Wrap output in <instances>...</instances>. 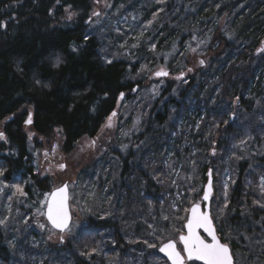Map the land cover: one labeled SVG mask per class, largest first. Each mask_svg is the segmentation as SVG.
Segmentation results:
<instances>
[{"label": "trees", "instance_id": "trees-1", "mask_svg": "<svg viewBox=\"0 0 264 264\" xmlns=\"http://www.w3.org/2000/svg\"><path fill=\"white\" fill-rule=\"evenodd\" d=\"M151 1L155 9L150 15L164 17L153 52L160 55L164 45L177 41L182 51L190 47L195 52L203 40L201 67L193 54L173 58L179 65L188 59L184 73L188 68L195 73L192 67L202 71L190 77L180 96L174 95V85L163 89L146 116L145 130L131 135L144 147L136 152L132 146L118 155L120 171L113 174L108 165L96 179L95 167L90 179L84 178L87 189L99 185V190L110 191L99 202L100 211L76 232L72 222L66 232L72 235L69 244L56 252L69 254L71 264H169L158 247L169 237L177 240V229L184 232L185 209L202 204L212 171L211 216L219 239L235 257H247L251 249L249 261L259 264L264 248V0ZM90 4L0 0V126L6 121L0 170L7 182L21 179L29 199L55 188L51 180L35 175L24 133L28 121L20 114L24 107L32 110L33 131L42 137L61 131L69 153L83 139L99 134L120 100L129 103L131 93L143 89L131 77L142 63L131 71L123 60L102 59L100 43L88 30ZM223 21L232 29L228 34L222 31ZM230 34L234 38L226 37ZM246 117L255 118L253 125ZM250 134L256 142L255 160L244 159L241 149ZM167 147L174 148L169 160L162 149ZM196 159H204L197 162V181L170 198L177 187L172 171L180 165L184 172ZM150 171L152 176L145 179ZM122 204L132 208V218L122 216ZM7 249L0 235V258L12 264Z\"/></svg>", "mask_w": 264, "mask_h": 264}, {"label": "rangeland", "instance_id": "rangeland-1", "mask_svg": "<svg viewBox=\"0 0 264 264\" xmlns=\"http://www.w3.org/2000/svg\"><path fill=\"white\" fill-rule=\"evenodd\" d=\"M90 5L91 15L87 23L88 30L93 36L97 37L100 43L102 59L105 62L123 60L130 65L131 71H133L135 64L142 63L141 69L137 70L135 74L133 72L131 77L143 89L132 92V101L129 103H124V99L120 100L116 115L105 123L99 134L93 139H83L69 153L64 151V136L61 131L53 130L50 136L42 137L33 131L31 125L26 124L24 127V133L30 142V153L34 159L36 177L39 180L45 178L51 180L55 189L65 184L70 188L73 232H76L78 226L87 221L88 217H92L100 211L99 202L110 191V189L99 190V185H92L91 188L87 189L88 184L84 178L93 174V170L97 167V170H94L97 179V176L100 175V169L108 165H112L111 173H117V171H120L118 155H125L132 146H134L133 149L136 152L144 147L145 144L142 141L137 143L136 140H131V135L136 134L138 136L145 130L147 125L146 116L154 102L161 95L163 96V89H166L168 85H174L176 91L174 95L180 96L184 92L188 80L191 79L190 77L202 71L199 70L200 68L195 69V67H192L193 70H196L195 73L189 68L184 73L181 69L188 59H184L182 65H179L174 64L173 58L176 55H180V57L187 55L185 56L187 58L193 54L201 67L203 65L201 57L204 55L205 49V42L200 40L197 51H191L190 47H185L182 51L177 46V41L173 45H164L161 48L162 54H155L152 50V42L158 37L159 30L157 29L163 23L164 17L150 15L149 12L155 9L151 0H91ZM67 17L66 20H72L70 15H67ZM224 24L225 21L221 23L222 31L225 32L224 34H228L231 27L225 28L226 25ZM142 31H144V34L141 36ZM226 37L234 38V35L230 34ZM162 55L163 58H161ZM161 59L163 60L161 61ZM161 72H166L168 75L161 77L163 74H157ZM177 90H180V93H177ZM20 114H25L26 120L29 121L32 110L29 107H24ZM234 118L235 115H232L231 121ZM254 119L252 117L251 119L249 117L243 118L244 121L246 120L252 125ZM5 124L6 121L0 126V133L3 132ZM198 127L199 125L195 128ZM253 137L250 134L247 142L241 145L244 159L255 160L257 158V155H255L256 142L252 140ZM2 142H5L4 137L0 138V148ZM147 143L146 151L148 152L150 142L147 141ZM188 145L186 142L182 146L187 147ZM162 149L166 152L165 158L169 160L174 148ZM143 151L147 153L145 149ZM197 162H204V159L190 160L191 165L184 172L180 165L172 171L173 179L177 180L175 181L177 187L173 195L169 193L170 198H178L180 194H183L186 187L190 184L193 186L197 181L199 172ZM61 165L66 167L61 168ZM84 170H86L85 172L89 171L87 176L83 175L85 174ZM148 173L145 179H150L151 174H153L151 171ZM227 179L226 177V182ZM20 180L7 182L4 173L0 170V235L4 240V245L8 248L10 257L13 258L12 264H71L69 254H58L56 251L62 247L65 248L69 244L72 235L70 232L65 234L56 233L48 225L45 216L41 215V212L45 211V200L50 193H46L41 198L34 196L29 199ZM123 204L122 216L132 218V208ZM40 225H44V227L41 228ZM255 230L258 231L257 226ZM61 236L63 242H61ZM176 241L178 248H182L178 239ZM246 241L247 246L249 244L248 238H246ZM247 251V257L243 254L237 255L238 257L233 256L234 263L253 264L249 261L250 254L252 255L251 249ZM263 253L264 248L260 253L259 264H264ZM3 261L0 258V264H4ZM190 264L199 263L193 262Z\"/></svg>", "mask_w": 264, "mask_h": 264}, {"label": "snow or ice", "instance_id": "snow-or-ice-1", "mask_svg": "<svg viewBox=\"0 0 264 264\" xmlns=\"http://www.w3.org/2000/svg\"><path fill=\"white\" fill-rule=\"evenodd\" d=\"M58 64L59 62H57V66ZM157 74L167 75L166 72ZM115 115L116 113L113 112L112 116ZM109 120H111V117H109ZM28 122H31V115H29ZM108 126L110 127L111 125L109 124ZM0 138H3L2 133H0ZM64 167L66 166L61 165V168ZM204 199H208L207 193ZM67 200V185H65L54 190L49 197H46L45 211L41 212V215L46 216L52 227L58 229L61 233L69 230L71 217ZM185 212L189 213L182 226L183 229H186V233L177 229V232H179L178 242L182 245V248L178 249L177 241L171 237L163 241L158 247V251L167 257L170 264H188L191 261H200L201 264H234L229 246L221 243L209 214L202 212L199 204H194L190 209H185ZM165 219L168 218L165 217ZM40 227L43 228L44 225H40ZM201 230L210 238V242L200 234ZM60 239L63 242L62 236ZM149 247L156 248L157 245L149 244Z\"/></svg>", "mask_w": 264, "mask_h": 264}, {"label": "water", "instance_id": "water-1", "mask_svg": "<svg viewBox=\"0 0 264 264\" xmlns=\"http://www.w3.org/2000/svg\"><path fill=\"white\" fill-rule=\"evenodd\" d=\"M168 75V74H167ZM167 75H161V77H166ZM28 125H31V122H28L27 123ZM65 185H67V184H65ZM65 185H62L61 187H63V186H65ZM61 187H59V188H61ZM56 189H58V188H56ZM56 189H54V190H56ZM53 190V191H54ZM53 191H51V192H53ZM207 193V195H208V199L207 200H205L204 199V196H205V194ZM213 194H214V189H213V177H212V171H209L208 172V174H207V183H206V185H205V187H204V191H203V195H202V198H201V202H202V205H200V210L202 211V212H207L208 214H209V216H210V218L212 219V217H211V203H212V199H213ZM50 195V194H49ZM67 196H68V200H67V204H68V209H69V215H70V217H71V219H70V221H69V228H70V226H71V224H72V212H71V207H70V189H69V186L67 185ZM188 215H189V213H188ZM45 219H46V221H47V223H48V225L50 226V228L53 230V231H55L56 233H59V234H65L68 230H66L65 232H63V233H61L58 229H54L53 227H52V225L48 222V220H47V218H46V216H45ZM212 222H213V220H212ZM213 227L215 228V230H216V227H215V225H214V222H213ZM184 232L186 233V229H184ZM202 236H204L209 242H210V238L209 237H207V235L205 234V233H203V231L201 230V233H200ZM216 234H217V231H216ZM217 236H218V234H217ZM219 238V237H218ZM221 241V240H220ZM222 243V242H221ZM182 246V245H181ZM177 247H178V243H177ZM179 249V248H178ZM230 249V248H229ZM159 252V251H158ZM230 252H231V249H230ZM159 254L170 264V262L167 260V257L166 256H164V254L163 253H160L159 252ZM231 254H232V252H231ZM234 260V259H233ZM199 263V264H201V262L200 261H191V262H188V264H190V263Z\"/></svg>", "mask_w": 264, "mask_h": 264}]
</instances>
